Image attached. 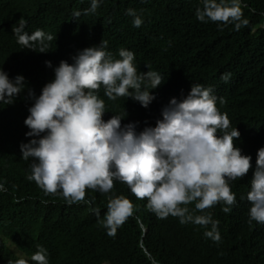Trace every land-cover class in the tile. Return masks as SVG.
<instances>
[{
  "label": "clouds",
  "instance_id": "obj_1",
  "mask_svg": "<svg viewBox=\"0 0 264 264\" xmlns=\"http://www.w3.org/2000/svg\"><path fill=\"white\" fill-rule=\"evenodd\" d=\"M101 2L90 0L86 11L94 13ZM241 3L201 0L195 16L239 29L246 23ZM33 11L25 0H0V106L19 104L6 136L19 145L21 159L31 158L26 179L45 194L59 193L68 205L93 204L85 189L108 194L114 181L126 184L158 219L171 215L180 224L199 225L214 242L220 241L217 221L210 213H195L217 203L230 212L236 204L230 185L245 183L241 198L249 203L248 222L264 224V137L252 148L244 144L242 152L235 139L243 136L217 107V97L225 103L219 93L230 73L221 74V82L193 83L182 99L169 100L154 126L138 131L143 121L134 119L132 103L121 98L146 108L163 80L148 65V71H137L136 53L127 44L130 28L99 34L95 43L64 44L69 32L41 25ZM126 14L133 27L141 26L136 10ZM27 75L36 77L40 94L29 89L23 95ZM92 211L114 236L134 208L125 196L109 195L102 219L98 207ZM29 260L49 264L47 250L37 245L27 260L14 264Z\"/></svg>",
  "mask_w": 264,
  "mask_h": 264
},
{
  "label": "trees",
  "instance_id": "obj_2",
  "mask_svg": "<svg viewBox=\"0 0 264 264\" xmlns=\"http://www.w3.org/2000/svg\"><path fill=\"white\" fill-rule=\"evenodd\" d=\"M25 1L38 23L69 32L64 44L95 43L99 34L130 28L127 44L136 53L137 71H148V65L163 80L151 90L155 98L146 108L121 98L132 103L134 119L143 121L138 131L154 126L169 100L182 99L193 83L221 82V74L230 73L219 93L225 103L220 105L217 97V107L243 136L235 146L243 152L244 144L252 148L264 137V0H242L241 20L246 23L239 29L232 23L198 21L195 11L201 0H102L94 13L86 11L90 0ZM129 8L142 18L140 27H133ZM75 12L80 15L74 17ZM27 78L23 95L29 89L40 94L36 77ZM18 107L0 106V264L27 260L37 245L47 250L49 264H264V224L248 222L249 203L241 198L246 197L245 183L230 185L236 194L230 212L217 203L195 213H210L217 221L219 242L206 238L199 225L180 224L171 215L158 219L146 199L138 200L116 181L108 194L85 189V198H94L91 205H68L59 193L45 194L26 179L31 158L21 159L19 145L6 136ZM109 195L125 196L134 208L114 236L106 234L92 211L98 207L102 219Z\"/></svg>",
  "mask_w": 264,
  "mask_h": 264
},
{
  "label": "bare ground",
  "instance_id": "obj_3",
  "mask_svg": "<svg viewBox=\"0 0 264 264\" xmlns=\"http://www.w3.org/2000/svg\"><path fill=\"white\" fill-rule=\"evenodd\" d=\"M17 102H22L21 100H16ZM46 200V199H45Z\"/></svg>",
  "mask_w": 264,
  "mask_h": 264
}]
</instances>
